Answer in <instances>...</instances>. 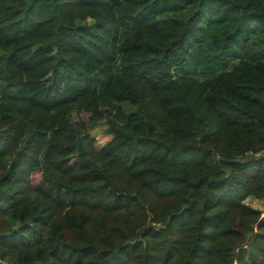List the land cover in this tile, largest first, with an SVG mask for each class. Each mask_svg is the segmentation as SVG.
<instances>
[{
	"label": "trees",
	"instance_id": "1",
	"mask_svg": "<svg viewBox=\"0 0 264 264\" xmlns=\"http://www.w3.org/2000/svg\"><path fill=\"white\" fill-rule=\"evenodd\" d=\"M263 150L264 0H0V264H264Z\"/></svg>",
	"mask_w": 264,
	"mask_h": 264
},
{
	"label": "rangeland",
	"instance_id": "2",
	"mask_svg": "<svg viewBox=\"0 0 264 264\" xmlns=\"http://www.w3.org/2000/svg\"><path fill=\"white\" fill-rule=\"evenodd\" d=\"M91 23L93 22L92 20H89ZM105 125L102 124L100 126H98L92 133L95 137L98 138L99 140V144L101 145V143H103L104 141H107L110 137L109 135H106L104 132L105 129ZM251 205L257 207L258 209H262L264 210V200H257L254 198H249L247 200Z\"/></svg>",
	"mask_w": 264,
	"mask_h": 264
},
{
	"label": "built area",
	"instance_id": "3",
	"mask_svg": "<svg viewBox=\"0 0 264 264\" xmlns=\"http://www.w3.org/2000/svg\"><path fill=\"white\" fill-rule=\"evenodd\" d=\"M264 153V150L263 151H261V152H259L258 154H263Z\"/></svg>",
	"mask_w": 264,
	"mask_h": 264
}]
</instances>
